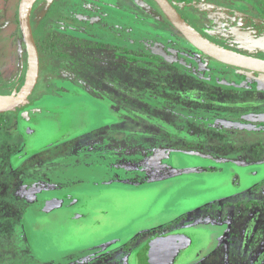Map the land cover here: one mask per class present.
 <instances>
[{
  "label": "rangeland",
  "instance_id": "obj_1",
  "mask_svg": "<svg viewBox=\"0 0 264 264\" xmlns=\"http://www.w3.org/2000/svg\"><path fill=\"white\" fill-rule=\"evenodd\" d=\"M84 1L35 0L31 8L40 59L38 81L17 108L0 113L1 140L7 147L3 129L16 130L19 118L28 123L27 113L21 114L20 110L36 100L40 108H36L35 118L40 123L35 144L61 143L49 151L36 152L20 167L19 158L14 157L15 146L5 156H13L11 164L5 159L0 161V264H129L128 256L138 244L179 227L184 229H176L178 234H185L190 243L178 264H264V199L255 203L254 218L260 222L249 233L253 237L259 228L263 232L262 250L253 256L248 252L247 239L242 237V228L244 211L255 204L243 206V201H234L239 194L233 196L225 184L228 178L232 186L239 177L223 175L201 184L200 177L209 173L202 174L206 168H198L197 163L206 160L200 155L201 159L194 157L195 152L206 151L205 140L214 141L210 145L218 142L223 126L234 132L249 126L245 122L253 114L263 113L264 91L237 86L249 71L224 65L190 45L155 0H94L96 8L87 7L88 0ZM19 2L0 0V102L19 92L29 68L28 49L19 24ZM174 4L215 46L264 60V0H190ZM239 101L245 106L236 116L232 113ZM90 131L92 136L85 137L89 149L99 154L107 151L113 161L110 168L107 165L104 169L105 159L95 161L100 157L93 158L90 152L84 175L72 173L82 163L56 164L57 158L69 154L72 146L78 148L72 138ZM158 143L168 150L160 158L168 159L167 169L144 171L143 177L134 175L142 171L135 164L145 162L144 168H151L148 161L157 155L151 144ZM182 149L189 152L183 153ZM50 151L57 185H62L60 180L65 177H70V185L77 180L98 181L95 187L101 186L103 179L110 183L103 185L108 189L105 192L80 184L75 194L87 217L72 222L77 224L65 220L68 213L62 211L50 217L45 212L30 213L38 195L35 187L42 183L40 177L51 176L42 173ZM174 151L178 157L172 160L183 166L182 171L181 167L169 168L170 152ZM28 153L32 152L28 149ZM233 155L229 153V159ZM250 155L257 158L260 153ZM215 165L220 166L218 162ZM116 170L118 174L114 175L111 171ZM166 174L169 178L162 180ZM79 176L82 178L77 179ZM148 178L161 180L138 187ZM13 186L20 194L13 193ZM6 192L11 196L4 197ZM220 195L223 201L216 206ZM73 203L69 201V205ZM208 203L215 205L207 206V211L203 207L194 209ZM230 204L236 211L233 232L212 223V219L218 221L216 210L220 208L224 215ZM202 225L203 229L198 228ZM106 226L109 229H104ZM110 232L113 238L117 234L123 238L92 244L109 239Z\"/></svg>",
  "mask_w": 264,
  "mask_h": 264
},
{
  "label": "flooded vegetation",
  "instance_id": "obj_2",
  "mask_svg": "<svg viewBox=\"0 0 264 264\" xmlns=\"http://www.w3.org/2000/svg\"><path fill=\"white\" fill-rule=\"evenodd\" d=\"M186 1H190V0H169V2L176 8L178 13L185 19V21L187 23H189V25L192 26L197 32H199L207 41H209L210 43L213 44L211 39L209 37L204 36L200 32V30L197 29V27L194 24H192L189 20H187L184 17V15H182V13L177 9L176 5L174 4L176 2L178 3V2H186ZM86 3H87V7H89V8L90 7L96 8L97 7L96 6L97 3L94 0H88V2H86ZM83 4L85 5V3H83ZM109 4H110V2H109ZM251 6H252V4H251ZM251 8L253 10L256 9L255 6H252ZM31 13L32 12L30 11V22H31V16H32ZM31 26H32V24H31ZM32 33H33V30H32ZM50 38H55V37L51 36ZM35 42L37 45L36 40H35ZM37 49H38V47H37ZM235 51L242 53L238 48H236ZM38 53H39V51H38ZM247 58H250V57H247ZM214 60L218 61L216 59H214ZM261 61H264V60H261ZM218 62H220V61H218ZM224 65L236 67V66L229 65L226 63H224ZM236 68H240L242 70H248L249 71V72H246V75L243 78L244 80H241L239 82L237 81V84L235 83L237 86H240L246 90H250V88L254 87L256 90L261 89L264 91V76H260V74L264 75V72H259V71L250 70V69H244L241 67H236ZM218 70L221 71L220 69H218ZM39 72H40V59H39ZM250 72H252L254 74H252ZM248 73H250V74H248ZM219 74H221V72H219ZM38 76H39V74H38ZM37 81H38V79H37ZM36 84H37V82H36ZM209 102H213V100L212 101L210 100ZM37 104L39 105V103L36 102V100H35V103L24 106L20 110L21 114H24V112L27 113V116L29 118L28 123L21 122L20 118H19L17 121H15L16 122V128H17L16 130H11L9 128L3 129V131L5 132L3 134V139L7 140V147H3L4 145H3L2 140H1L2 135L0 134V161L2 159H5L6 153L10 149L13 150V148L15 146L16 151L14 152V157L19 158L18 160L17 159L16 160L18 161L17 167H20V166H23V164L28 163L29 162L28 160L30 159V157L34 158L35 157L34 155L36 154V152L40 153L41 151H45L47 149L49 151L50 147H54V146L56 147L59 145V143H61V142H55V141L53 143H47L48 141H44V142H40L38 145L35 144V138L38 136V131H37L38 130V124L40 123L39 119L38 120L36 119L37 118L36 117L37 116L36 115V108L39 107V106H37ZM227 105H230V104H227ZM234 105H236V107H234L235 111L232 114H235L237 116V114L238 115L240 114L241 108H244L245 102L239 101L238 103H236ZM3 113H5V112H3ZM225 115H226V112H225ZM229 118H232V117H229ZM247 122H251L252 124L247 123ZM245 123H246L245 125H249V126H244V127L241 126L240 128L235 129L234 132L230 131L231 130L230 128L223 126V129H224L223 132L220 133V136H217L218 139H216V141H215V142L218 141L217 143H219V145H217V143L210 145V142H214V141H212V140L209 141V139H207V140H205V142H203V144L205 146H207L206 151H202L205 154L204 153L199 154L201 152H198V151L195 152L197 154V156H195V154H194V157H197L198 159H201L199 157V155L205 157V160L207 162V163L203 162V164L197 163L198 168H202L201 166L206 168V169H202V171H201L202 174H203V172L209 173V174H206L207 176L204 175L205 178L202 176L200 177L201 184H207V181L210 180V178L217 179L219 177V179H220L221 176H223V175H226V176L229 175L230 176L232 174V175H236L239 177V180L234 181L232 186H230V184L227 183L228 178H227V182L225 180V184L229 185L228 187L230 188V192H232V194H234L233 196H237V194H239V196L234 197L235 198L234 201H237V200L243 201L244 202L243 206H246V203L255 204L258 202H262L261 200L264 199V173L262 172V169L264 167V164H263L264 163V112L260 113V114L259 113L253 114ZM40 126H42V125H40ZM13 128H15V127H13ZM95 130H93V131H95ZM90 133H93V132H91V131L86 132V133L85 132H79L76 137L72 138L73 141H76L78 143V148L76 146H72L70 148L71 152L69 151L70 152L69 154H65V155H62L61 158H57L58 161L56 162V164L61 163V164L66 166L67 164L70 165V163H75L77 166H79L82 163V166H79L80 169H78V170L74 169L72 173L77 172V173L84 175L85 170H86L85 166L87 163L86 159H87V157H89V154L92 153L93 158L94 157H100V158L94 159L95 161H99V160L101 161V160L105 159L106 164L104 166V169L107 168V165L110 168L112 166L113 161L110 158L109 153L108 154L106 153L107 151H103L102 152L103 154L102 153L99 154L96 152H91V150L89 149L90 144L87 142L85 137H86V135H90V137H91L92 134H90ZM64 141L65 140H63L62 142H64ZM158 141H160V140H158ZM158 141H156V142H158ZM44 143H46L47 145L40 147V144H44ZM211 146H212V148L210 149ZM216 146L218 147V149L214 150L213 147H216ZM35 148H37L38 150H35ZM151 148L155 152H157V155L154 156V154H153L154 157L152 159H154V160L148 161V163H149L148 165L151 168L150 169L146 168V167L144 168L145 162L144 163L141 162V165L139 163L135 164L137 166L139 165V167H141L142 171L140 174H137L140 172V170H139L134 175H136V176L141 175L143 177L144 171L157 173V171L161 172L163 170L162 168L167 169L165 166V163L167 164L166 161L168 159H165V160L163 159L164 161L163 160L160 161V158L163 157L166 153H168V150L166 148H162L160 143H158L157 145L151 144ZM28 149L30 150V152H32L31 154L28 153ZM149 149H150V147H149ZM182 150H183V153L189 152V150H187V149H182ZM182 150H180V151H182ZM160 151H162V152H160ZM180 151L178 153H180ZM65 152L66 151H64V149H63V153H65ZM175 152L176 151H174V154L170 152L171 157L169 156V163H168L169 168L172 170V168H180L181 167L180 169L182 171V170H184L183 166L181 164L176 163V162L174 163L172 160L173 157L176 155ZM254 152L260 153V155H257V158L251 157L250 153H254ZM49 153H50V157L45 158L46 159L45 166H44L45 170L42 173H44V174H46V173L50 174L51 173V176H50V178H48L49 175L46 174L48 177H46V175L45 176L42 175L40 177L42 179V183L39 182L37 187H35V190L38 191L37 192L38 195H37V198L35 200V204L33 205V208L30 210L31 215L33 216V214H35V213L36 214L40 213V215H41L42 212H45L47 214L46 217H48V215L50 217V216L56 214L57 211H62V212H66V214L68 213L65 217V220L70 221V223L77 222V220L79 218H86L87 216H83V214H85V211L84 210L82 211V207H81L82 202L80 201L79 196L77 194H75V192L80 190V184H87V187H93L96 190H98L99 192H103V191L105 192V191H108V189L106 188V186H103V185H106V184L109 185L110 183H106L105 182L106 180L103 179L100 181L101 186L95 187V185H97L98 181L94 182V181H88V180H77V182L70 185V182L68 180L70 177H65L63 179L61 178V180H60V182H62V185H57V183H55V181H54V173L56 172V170H55L56 165L53 163L55 160H53L54 156L52 154V151H50ZM134 153H136V152H134ZM229 153L234 154L231 159H229V156H228ZM245 154H247V155H245ZM39 157H41V155H39ZM108 157L111 159V161H109V162L106 161V158H108ZM176 157H178V155H176ZM23 158H25V159H23ZM89 158H91V157H89ZM12 159H13L12 155H9V158L5 159L6 161L9 162L8 165L11 164L10 161ZM88 161L91 162V160H88ZM201 161H203V160H201ZM220 161H224V162L221 163ZM37 162L38 161H36V163ZM196 162H198V161H196ZM215 162L216 163L218 162V164H220V166L215 165ZM32 163H33V161H30L29 165L30 164L32 165ZM102 163H103V161H102ZM15 164L16 163H14V165L12 167H14ZM125 164L127 166L128 163L125 162ZM100 168L101 167L98 166L97 169H100ZM121 168L125 169L124 167H121ZM0 170H1V168H0ZM111 172L114 175L118 174L117 170L115 172L114 171H111ZM155 175H158V174H155ZM162 175H165V174H162ZM74 177L75 176H73L72 179ZM159 177H161V176H159ZM165 177L166 178H163L162 180L169 178V176L167 174ZM241 177L244 180L243 184H241L242 183ZM81 178H82V176H79L77 179H81ZM112 178L113 177L110 176V179H112ZM245 178H248L249 181L245 182ZM84 179H87V178H84ZM158 180H161V179H158ZM158 180H152V181L150 180L149 181V178L146 180L144 179L143 181H146V182H143L138 187L144 186L146 184L150 185L151 183L157 182ZM15 181L17 182L18 180L16 179ZM84 181H86V183H83ZM19 183H21V181L18 182V184ZM16 186H13V187H15V188H13V190L15 189V191L13 192L15 195L20 194V192H21V191H19V189L16 188ZM50 186H51V188L45 189V187H50ZM32 190L28 189L27 192H30ZM8 194L9 193L6 192L4 194V197L7 196ZM9 196H11V195L9 194ZM71 200H74V203L72 205H69V201H71ZM218 200H219L218 202H215L216 206H218L220 204V202L223 201L221 199V195L218 197ZM211 204L215 205L214 203H208V204H203V205L194 207V209L200 208L199 210H202V207H203V209H205V211H207L206 210L207 206H209ZM256 205L257 204L253 205L252 208L244 211L246 219L244 217V219H245L244 223L245 224L242 228V230L245 232V235H243L242 237L247 239L248 245H249L248 246V250H249L248 252L250 253V255H253V256H257L259 254V251L262 250V245L264 243V242L262 243L260 240V236L263 233L260 231V228L256 231L258 233L253 235V237H250L251 235L249 234L251 231H253V228L256 227V224L258 222H260V221H258V219L256 220L254 218V216L256 215V210H255ZM52 207H55L56 209H52ZM43 209H46V210H43ZM257 210H260V209L257 208ZM226 211L227 212H224L225 214L222 215L223 211H221V209L218 208L215 212L216 213L215 217H217L218 221H216L215 219H212V223H215L216 225L217 224L222 225L223 227H225V231H227V232H229V231L233 232L234 225L236 223L235 221L233 222V219H234L235 213H236L235 205L234 204L227 205ZM101 213L104 215L105 212L103 211ZM209 216H210V214H209ZM236 217H238V212L236 214ZM175 219H178V218H175ZM134 222H137V221H134ZM130 223L132 224V226L134 225L133 221H130ZM72 224H77V223H72ZM159 224H162V223H158L156 225H159ZM111 227H113V226H111ZM203 227H205V225L199 226L198 228L203 229ZM179 228L184 229L182 227H179ZM179 228H176V229H179ZM104 229H109V228L106 226V227H104ZM176 229H175V231L173 230V231H170L168 233L163 232V233L155 234L153 236H149L144 242H142V244H138L137 245L138 248H133L132 253L130 254V256H128L129 257V259H128L129 264H146V262L148 263V260L144 256V250H145L146 246L150 242H152L155 239L160 238V237H165V236H169V235H177V236L181 235V234L178 235V232H177L178 230H176ZM110 235H112V236L109 239H107V240L102 239V241L97 242V243H92V244H98L101 242H109V241L114 240V239L123 238L122 234L121 235L117 234V236L114 238H113V236H114L113 233H111ZM218 237H220V236H218ZM228 237H229V235H228ZM252 243H254L253 246H251ZM187 248L188 247H186V249ZM85 249H87V248H85ZM155 261L157 264L158 260L156 259ZM178 262H179V257L173 263H170V264H176V263L178 264Z\"/></svg>",
  "mask_w": 264,
  "mask_h": 264
},
{
  "label": "water",
  "instance_id": "obj_3",
  "mask_svg": "<svg viewBox=\"0 0 264 264\" xmlns=\"http://www.w3.org/2000/svg\"><path fill=\"white\" fill-rule=\"evenodd\" d=\"M35 0H20L18 5L19 24L29 54V68L25 82L19 92L11 99L0 102V113L12 110L19 106L32 92L39 74V53L32 33L30 11ZM168 20L182 34L186 41L204 54L229 65L244 69L264 72V61L232 54L207 41L199 32L185 21L169 0H155ZM179 235V234H178ZM190 239L184 234L179 236L169 235L160 237L150 242L144 256L148 260L146 264H170L173 263L186 247Z\"/></svg>",
  "mask_w": 264,
  "mask_h": 264
}]
</instances>
